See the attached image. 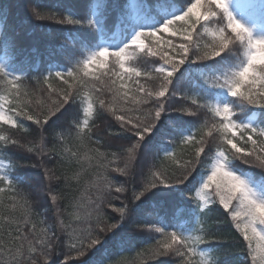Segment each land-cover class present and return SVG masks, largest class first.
I'll use <instances>...</instances> for the list:
<instances>
[{"label":"snow or ice","instance_id":"6c2138e0","mask_svg":"<svg viewBox=\"0 0 264 264\" xmlns=\"http://www.w3.org/2000/svg\"><path fill=\"white\" fill-rule=\"evenodd\" d=\"M28 7L31 16L38 20L93 28L96 20L87 16L88 8H103L106 13L109 5L107 0H93L92 5L85 6L83 18L51 9L39 11L34 0H28ZM148 10L146 0H129L128 24L140 23ZM7 27L6 18L0 16V40L5 49V58L0 61V82L7 86L5 94L0 95V151L17 148L30 153L28 159L34 162L16 167L40 170L37 182L29 184L32 194L55 204L58 196L51 192L58 190L73 211H62L57 206L55 218L51 222L40 219L38 227L32 222V205L25 198L20 205L22 218L4 216L0 223V264H60L53 259L60 256L62 264L83 260L80 258L87 257L122 224L127 226L129 235L153 234L156 242L151 258H167L158 264H220L218 250L202 247L223 241L218 230L204 224L210 206L227 210L222 212L223 223L229 227L235 223L239 250L246 254L248 264H264V197L249 179L229 166V161L239 158L249 166L264 169V124L239 120L232 102L201 103L199 96L173 88L175 73L186 62L214 59L239 44L243 45L244 62L211 83L226 88L231 97L247 105L264 108V36L254 35L253 27L237 19L229 0H189L180 14L159 27L141 29L122 47L98 46L88 51L86 46L81 58L68 59L62 67L54 71L50 68L47 75L37 79L44 97L35 108L23 100L29 94L22 89L25 72L14 64L15 43ZM103 39L101 35V44ZM50 80L59 81L64 87H53ZM257 84L261 90H256ZM173 96L190 103L171 104ZM174 111L199 117L200 123L190 134L174 139L170 150L162 151L159 143L154 145L150 162L143 164L149 159L146 141L158 131L162 113ZM96 119L104 121L102 129ZM55 128L64 130L57 133L59 148H48L45 133ZM33 135L39 137L38 142L29 138ZM94 136L98 138L93 139ZM73 140L77 142L76 151L68 146ZM101 147L106 151H101ZM177 148L191 149L184 153L188 158L176 159ZM81 149L86 150L84 160L88 166L99 172L77 198L72 182H79L81 174L69 176L59 171V166L76 163L83 167ZM89 151L94 155H87ZM209 160L210 168L202 171ZM54 161V166L48 167ZM114 174L124 177V182L117 183L112 178ZM23 183H28L24 176L13 179L0 170V185H4L0 193H16ZM180 185L188 193L195 192L192 200L198 211L184 205L183 213L191 216L196 212L195 227L182 228V219L175 214L171 220L138 222L133 206L139 207L137 202L142 204L147 193L153 189H178ZM16 207L14 203L12 211ZM108 209L116 223H110ZM257 239L262 243L254 247ZM126 242L127 236L122 235L116 246L124 249ZM106 260L107 256H102L96 264H106Z\"/></svg>","mask_w":264,"mask_h":264},{"label":"trees","instance_id":"16d2710c","mask_svg":"<svg viewBox=\"0 0 264 264\" xmlns=\"http://www.w3.org/2000/svg\"><path fill=\"white\" fill-rule=\"evenodd\" d=\"M189 0H146L150 6V10L143 13L145 19L135 26L128 24L129 16V0H107L109 8L104 13L103 8L92 9L88 8L87 16L94 17L96 26L93 28L65 25L53 22L51 20H38L30 14L28 7V0H0V16H4L7 20L8 27L6 31L12 37L15 43L14 64L20 65L24 68L25 78L23 79L22 89L26 90L29 94L23 97L26 104L35 108L40 99L44 97L41 91V84L37 83V79L43 74L47 75V71L56 70L68 62V59L81 58V52L87 46L88 51L95 50L96 47L101 46V35H103V42L109 40L111 42L110 48L122 47L128 44V40L133 31L138 32L144 28H155L162 25L167 19L174 15L180 14ZM37 10L47 12L53 10L61 14H70L77 16V18L85 17L84 8L86 5L93 4V0H34ZM243 21L253 27L254 35L264 36V0H257L256 4L251 7L243 17ZM206 40L210 41L211 37L207 36ZM86 55V52L83 53ZM5 58L4 41L0 40V61ZM244 49L243 45H235L220 56L214 59L196 62H186L175 73L173 79V88L177 92L186 93L188 95H197L200 97L201 103H223L232 102L237 109L236 117L247 123V117L253 113H257V117L253 124H264V108L247 105L241 102L238 98L231 97L226 88L216 87L211 81L220 76L230 74L232 71L238 69L244 62ZM53 87H64V85L56 80H50ZM7 86L0 82V95L5 94ZM256 90H261L260 85L255 86ZM79 103V101L77 102ZM171 104L179 105L181 103H190L189 101H182L180 98L173 96ZM83 104H81V109ZM209 115H211L209 113ZM107 116V113H105ZM99 128L104 127L102 119L95 120ZM200 123L199 117L188 116L182 112H165L162 113L161 123L157 125L158 131L153 133L146 141L149 146V159L145 160L143 164L150 162L151 153L155 150L154 145L159 143L161 150H170L173 147L172 141L178 138L179 135L190 134L196 126ZM31 122H29V125ZM7 126H5L6 130ZM64 131L61 128L50 129L45 133V143L48 148L56 145L59 148L57 133ZM96 132V129H93ZM5 134L7 132L5 131ZM34 139L35 142L39 141L37 135L29 137ZM94 136L93 139H97ZM2 143V142H0ZM76 141H70L69 147L76 151ZM243 146V145H241ZM89 148L96 147L89 145ZM101 151H106L103 147ZM189 149L188 151H190ZM84 149L80 150L81 164H68L60 165L59 171L72 176L75 173L81 174L79 182L73 181L74 195L78 198L81 191H83L85 184L90 183L95 179L96 174L99 172L94 166L89 167L88 161L84 160ZM112 151H116L115 148ZM215 149L213 148L212 154L214 156ZM30 153L23 149L9 148L0 151V170L7 172L13 179L18 176H24L28 183L20 184L17 187L16 193L4 192L0 193V223L3 221L4 216L10 218L21 219L23 209L20 207L24 199L27 198L33 209L32 222L37 223L39 227V220L47 218L49 222L55 218L56 208L60 207L62 211H73L69 208V201L65 200L60 191L54 190L51 195L58 196L55 204L51 203L46 198L37 199L29 187V184H35L39 179L40 170L31 168H18L16 165H27L34 161L28 159ZM87 155L93 156L94 153L87 152ZM181 155V154H180ZM177 156L176 159H187L185 154L182 157ZM91 163L95 165V160ZM49 164L48 167H53ZM211 160L205 166L207 170L210 168ZM230 168L238 174L249 179L257 188V190L264 196V169L258 166H249L242 162L239 158L229 161ZM117 183H123L124 177L119 174L112 176ZM4 187V185H0ZM62 187V186H59ZM198 188L199 185L197 184ZM195 192H189L184 185H180L178 189L174 188H161L159 190L153 189L146 194L143 203L137 202L139 207L133 206V214L137 216L138 222L147 223L150 220L156 219H173L179 217L182 219L180 226L190 230L195 227L196 212L191 216H185L184 205L190 209L197 210V204L192 200ZM16 199L13 200L12 197ZM16 204L15 211H12V205ZM39 205V206H37ZM117 207L120 206L119 202H115ZM179 205V207H177ZM209 215L204 218L206 227L211 228L213 231L218 230L222 234L223 241H212L208 245L202 246L205 249L218 250L221 253L220 264H248L246 254L241 253L237 243L239 230L235 229V223L231 227L223 223L224 217L222 206H210ZM37 213L41 215H36ZM110 223H116L112 220L111 209L107 210ZM65 219L66 217H61ZM230 218V217H229ZM127 236V242L124 249L116 246L117 240L121 236ZM103 239V237H102ZM155 239L153 234L148 232H137L128 234L126 225H121L115 234H109L105 238V242L94 248L87 257L80 258L83 260L74 259L69 264H96V261L102 256H107L106 264H158L159 260L167 258L157 257L151 258V253L155 248ZM231 249V252L228 249ZM75 257V253L71 254ZM54 260L58 259L60 264L63 262V256L53 257ZM172 259H175L174 257Z\"/></svg>","mask_w":264,"mask_h":264},{"label":"rangeland","instance_id":"374dc122","mask_svg":"<svg viewBox=\"0 0 264 264\" xmlns=\"http://www.w3.org/2000/svg\"><path fill=\"white\" fill-rule=\"evenodd\" d=\"M256 3V0H229V7L230 10L233 12V14L237 17V19H241L243 18L244 14ZM136 33H132L130 39H129V43L131 41V39L134 37ZM109 42H105V44L103 46H107L109 47ZM257 117V113L253 112L248 118H247V122L249 123H253L254 120ZM189 149H184L183 151L179 148H177V156L182 157L183 155H185L184 153H186ZM177 158V157H176ZM251 183V182H250ZM259 195H261L258 192ZM262 197H264L263 195H261ZM261 241L254 240L253 242V246H259L261 245Z\"/></svg>","mask_w":264,"mask_h":264}]
</instances>
